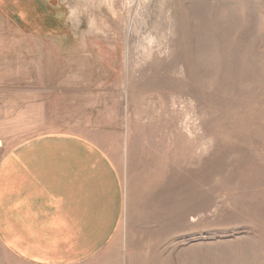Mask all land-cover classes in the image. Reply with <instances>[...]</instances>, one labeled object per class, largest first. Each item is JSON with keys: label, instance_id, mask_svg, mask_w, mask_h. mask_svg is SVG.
Listing matches in <instances>:
<instances>
[{"label": "rangeland", "instance_id": "1", "mask_svg": "<svg viewBox=\"0 0 264 264\" xmlns=\"http://www.w3.org/2000/svg\"><path fill=\"white\" fill-rule=\"evenodd\" d=\"M76 137L117 177L74 262L264 264V0H0V164Z\"/></svg>", "mask_w": 264, "mask_h": 264}, {"label": "crops", "instance_id": "2", "mask_svg": "<svg viewBox=\"0 0 264 264\" xmlns=\"http://www.w3.org/2000/svg\"><path fill=\"white\" fill-rule=\"evenodd\" d=\"M117 177L100 153L76 137H41L0 164V234L42 263L74 262L113 231Z\"/></svg>", "mask_w": 264, "mask_h": 264}]
</instances>
